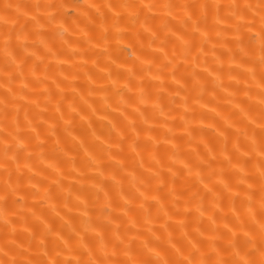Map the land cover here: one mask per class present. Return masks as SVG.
Listing matches in <instances>:
<instances>
[{"label": "bare ground", "instance_id": "obj_1", "mask_svg": "<svg viewBox=\"0 0 264 264\" xmlns=\"http://www.w3.org/2000/svg\"><path fill=\"white\" fill-rule=\"evenodd\" d=\"M165 3L255 6L260 0H0L7 20H0V197L8 193L0 199V260L75 264L87 260V249L97 253L101 231L109 251L117 245L112 260L126 259L129 242L138 259H155L147 245L173 261L192 244L209 251L210 237L218 251L235 243L243 252L253 240L259 246L246 196L253 183L260 219L252 179L259 158L248 139L260 137L249 123L264 108L260 74L253 79L247 71L252 64L240 56L230 27L251 23L255 14L253 31L241 29L247 45L259 16L253 9L242 20H222L201 45L183 10L142 9L134 23L119 7ZM215 29L223 30L220 36ZM9 31L14 64L2 51ZM184 41L192 44L189 51ZM240 166L249 177L243 184ZM86 223L103 229L85 231ZM117 230L124 244L115 239Z\"/></svg>", "mask_w": 264, "mask_h": 264}, {"label": "snow or ice", "instance_id": "obj_2", "mask_svg": "<svg viewBox=\"0 0 264 264\" xmlns=\"http://www.w3.org/2000/svg\"><path fill=\"white\" fill-rule=\"evenodd\" d=\"M12 5H5V8H10ZM18 7V6H17ZM37 8L40 7V5H36ZM45 7H54V5H46ZM59 7H63V5H60ZM112 7V6H109ZM120 8L127 10L128 17L135 23L140 18V11L142 9H153V8H160L167 10V14L171 15L173 9H179L184 11V15L187 18V21L191 22V29L193 34H199L201 45L204 43H207L210 39L209 32L213 30L215 25H218L221 23L222 20L226 19H236V20H242L248 12L255 9V13L258 14L259 20H258V29L255 31L253 35L248 36V44H244V37L241 33L242 28H247L248 32L251 33L253 31V28L256 26V19L255 14L253 15V21L248 24H241L236 23L231 25V28H234L237 37H236V43L241 45L239 47V54L242 58H246L247 62L252 64V67L248 68L247 71L252 75L253 79L256 78L257 70L260 74V79L258 81V86L261 88L260 92V101L259 103L261 105H264V0H261V2L258 5H252V4H246V5H239L236 3L231 4H220V3H214V4H198V5H175V4H162V5H154V4H122L119 5ZM192 10V14H189V10ZM223 9L229 10V15L226 17H221L220 13ZM198 10L199 15H196V11ZM214 10V11H213ZM212 14L213 19V25H208V18L209 15ZM116 23L114 24V27H117V32L119 33L120 29L118 27L120 13L117 12L116 14ZM196 15V18L194 19L193 16ZM51 19H54L55 17H50ZM0 20H4V23H7V20H5L3 17H0ZM203 26V29H202ZM147 30V29H145ZM216 35L220 36L221 32L223 30L221 29H215ZM17 39H20L19 35H17ZM102 40L107 41L108 40V34L107 30H105L104 35L101 37ZM12 34L11 31L7 33V35L3 38V45H2V51L5 57L8 58V60L11 63L16 62V58L13 55L11 51L12 47ZM184 48L186 51H189L192 47V44L189 41H184ZM21 47H25L24 45H21ZM167 54L165 53V56ZM174 59L175 54H174ZM137 59H139L137 57ZM231 59L235 60V54L231 57ZM168 64H172V60L168 61ZM239 67V65H237ZM167 67V65L162 66ZM162 70V69H161ZM176 67L172 68V74L175 75ZM158 78V77H154ZM127 87V85H125ZM140 102H145V95L143 92V89L140 90L139 94ZM247 118V117H246ZM249 123L254 125L255 127L260 129V137L259 140L256 138L255 134L251 137H248L250 142V151L255 153V155L259 158L257 163V171L256 175L252 178L254 180V183L258 184V191L260 193L259 198V209H260V219L256 218V212L253 209V197L255 196V191L253 190V183L248 184V192H247V201H248V213L252 219L253 224L255 225V230L258 232L260 236V243L259 246H257L256 242L253 240L251 243V247L249 250L241 251L237 248L235 243H230L228 247L224 248L223 250L218 251L214 240L215 237H210L209 239L213 241V243L210 245L209 251H204L200 247H197L196 244H192L191 250L187 253V255H182L181 259L178 260H170L165 258L161 255L159 251H156L153 248H148L147 245L145 247L147 248V251L151 253V255L155 258L153 260H141L138 259L136 256L130 255V249H131V242L129 244L124 245V248L122 249L124 256L126 259L124 260H112L110 257H114L117 255V245L112 246V250L109 251L107 244L105 243L104 236L101 232H96V235L99 237L98 241V249L97 253H93L91 249H87V260H81L76 259L75 264H264V108L261 109L259 116L256 118L249 119ZM231 127V125H229ZM245 136H247V133H244ZM237 151H239V146H234ZM10 151L9 146L5 145L4 147V154L7 157L8 152ZM223 151H227V142H225V146ZM249 153L245 152L242 155L247 156ZM215 157H213L214 159ZM226 162L231 165L232 167L236 168V165L233 164L232 160L225 156ZM185 168H187V165H185ZM242 175L239 178L240 184L245 183L249 179L247 173L245 172V169L243 166H240L237 169ZM169 172L172 174L173 177H175L176 173L172 171L171 168H169ZM189 175L192 174V169L188 168ZM199 176V173L196 174ZM153 176L157 179L161 180V184L163 186V179L162 174L159 172L153 173ZM201 182H203V178H201ZM220 183L223 184V180L220 181ZM224 189L227 191H231V186L228 184H224ZM7 187H11V185H7ZM205 189H207L208 192H212V189L208 188L207 184H204ZM172 196H175V190L172 189L169 193ZM7 189L5 191V195L3 197H0V199H7ZM143 196L144 193H141ZM199 192L193 193V198L199 196ZM236 196H239V193H235ZM155 199V197H153ZM202 199V198H201ZM143 207V205H141ZM197 211H200V214L203 215V211L198 207ZM125 215L127 213L125 212ZM165 216H168V212H164ZM107 223H111L110 218H106ZM150 222V217L147 218ZM5 223L7 221L5 220ZM103 229V225H96L92 223H86L85 224V231H96L97 228ZM162 227H166V225H162ZM245 236H248L249 233L245 232ZM233 236H235V233H233ZM116 240H120V236L118 234L115 235ZM121 244H124L122 240H120ZM81 247H84L83 245V238H81ZM177 252L179 253L180 250L177 249ZM222 252L228 253V258H225V256L222 254ZM5 256L8 255L7 252L4 253ZM3 264H60L59 261L53 259L51 261H34V260H27V261H19L15 258L11 259L10 261H4ZM65 264H71L70 261H66Z\"/></svg>", "mask_w": 264, "mask_h": 264}, {"label": "clouds", "instance_id": "obj_3", "mask_svg": "<svg viewBox=\"0 0 264 264\" xmlns=\"http://www.w3.org/2000/svg\"><path fill=\"white\" fill-rule=\"evenodd\" d=\"M260 2H261V0H260ZM3 262H4L3 260H0V264H3Z\"/></svg>", "mask_w": 264, "mask_h": 264}]
</instances>
